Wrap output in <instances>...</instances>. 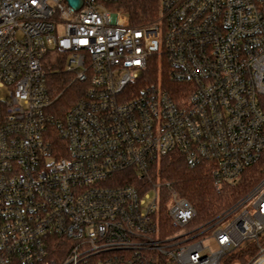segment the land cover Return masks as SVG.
Returning a JSON list of instances; mask_svg holds the SVG:
<instances>
[{
  "label": "built area",
  "instance_id": "built-area-1",
  "mask_svg": "<svg viewBox=\"0 0 264 264\" xmlns=\"http://www.w3.org/2000/svg\"><path fill=\"white\" fill-rule=\"evenodd\" d=\"M78 1L0 0V264H238L264 176L199 221L151 169L177 151L219 188L260 160L264 0ZM63 70L78 96L56 115Z\"/></svg>",
  "mask_w": 264,
  "mask_h": 264
},
{
  "label": "trees",
  "instance_id": "trees-1",
  "mask_svg": "<svg viewBox=\"0 0 264 264\" xmlns=\"http://www.w3.org/2000/svg\"><path fill=\"white\" fill-rule=\"evenodd\" d=\"M153 6L151 0H129L124 5L135 17L147 12ZM140 21V20H139ZM158 63L151 66L153 76L158 72ZM71 76L63 71H58L50 77L49 82L53 95L60 94L51 107V112L62 115L78 96L76 81H71ZM174 88L175 86L172 85ZM154 180L167 181L172 184L177 194L188 199L198 212V220H207L234 203L254 186L264 176V153L260 160L248 167L241 177L232 183H224L217 188L212 171L205 164L191 166L185 156L177 151L164 155L151 169ZM123 183L141 184L143 178L131 172L121 173ZM263 237L251 243L238 254L229 256V263H244L258 253V245H264Z\"/></svg>",
  "mask_w": 264,
  "mask_h": 264
},
{
  "label": "water",
  "instance_id": "water-1",
  "mask_svg": "<svg viewBox=\"0 0 264 264\" xmlns=\"http://www.w3.org/2000/svg\"><path fill=\"white\" fill-rule=\"evenodd\" d=\"M72 4L78 7L79 1L78 0H71Z\"/></svg>",
  "mask_w": 264,
  "mask_h": 264
},
{
  "label": "rangeland",
  "instance_id": "rangeland-1",
  "mask_svg": "<svg viewBox=\"0 0 264 264\" xmlns=\"http://www.w3.org/2000/svg\"><path fill=\"white\" fill-rule=\"evenodd\" d=\"M153 196H154V191H151V198H150V200L152 199ZM238 264H241V263H238Z\"/></svg>",
  "mask_w": 264,
  "mask_h": 264
}]
</instances>
